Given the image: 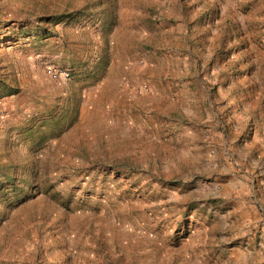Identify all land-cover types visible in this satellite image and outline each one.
<instances>
[{
    "label": "rangeland",
    "instance_id": "1",
    "mask_svg": "<svg viewBox=\"0 0 264 264\" xmlns=\"http://www.w3.org/2000/svg\"><path fill=\"white\" fill-rule=\"evenodd\" d=\"M0 264H264V0H0Z\"/></svg>",
    "mask_w": 264,
    "mask_h": 264
},
{
    "label": "built area",
    "instance_id": "2",
    "mask_svg": "<svg viewBox=\"0 0 264 264\" xmlns=\"http://www.w3.org/2000/svg\"><path fill=\"white\" fill-rule=\"evenodd\" d=\"M66 76H68V74H66Z\"/></svg>",
    "mask_w": 264,
    "mask_h": 264
}]
</instances>
